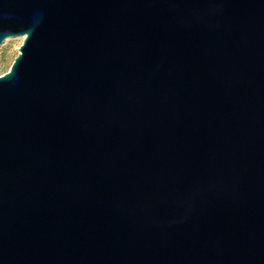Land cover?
<instances>
[{"label":"water","instance_id":"water-1","mask_svg":"<svg viewBox=\"0 0 264 264\" xmlns=\"http://www.w3.org/2000/svg\"><path fill=\"white\" fill-rule=\"evenodd\" d=\"M0 264H264V0H0Z\"/></svg>","mask_w":264,"mask_h":264},{"label":"rangeland","instance_id":"rangeland-1","mask_svg":"<svg viewBox=\"0 0 264 264\" xmlns=\"http://www.w3.org/2000/svg\"><path fill=\"white\" fill-rule=\"evenodd\" d=\"M22 41L19 38H9L0 46V76L9 70L14 58L18 55V48Z\"/></svg>","mask_w":264,"mask_h":264},{"label":"bare ground","instance_id":"bare-ground-1","mask_svg":"<svg viewBox=\"0 0 264 264\" xmlns=\"http://www.w3.org/2000/svg\"><path fill=\"white\" fill-rule=\"evenodd\" d=\"M17 38H19V39H21V40H23V39H24V37H17ZM7 40H8V39H6V41H7ZM6 41H5V42H6ZM3 44H4V43H3Z\"/></svg>","mask_w":264,"mask_h":264}]
</instances>
